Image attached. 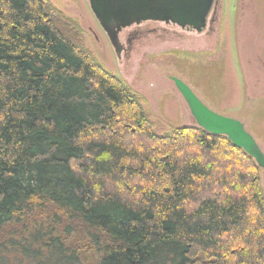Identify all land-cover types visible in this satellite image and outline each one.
<instances>
[{"label": "trees", "instance_id": "trees-1", "mask_svg": "<svg viewBox=\"0 0 264 264\" xmlns=\"http://www.w3.org/2000/svg\"><path fill=\"white\" fill-rule=\"evenodd\" d=\"M0 264H264L261 168L157 132L49 0H0Z\"/></svg>", "mask_w": 264, "mask_h": 264}, {"label": "rangeland", "instance_id": "rangeland-1", "mask_svg": "<svg viewBox=\"0 0 264 264\" xmlns=\"http://www.w3.org/2000/svg\"><path fill=\"white\" fill-rule=\"evenodd\" d=\"M49 1L79 23L97 61L142 98L158 133L194 124L176 77L209 109L240 121L264 154V0H216L201 31L131 24L118 33V57L88 0Z\"/></svg>", "mask_w": 264, "mask_h": 264}, {"label": "water", "instance_id": "water-1", "mask_svg": "<svg viewBox=\"0 0 264 264\" xmlns=\"http://www.w3.org/2000/svg\"><path fill=\"white\" fill-rule=\"evenodd\" d=\"M88 2L118 57L121 50L118 33L122 28L144 20H159L201 31L206 26L207 15L213 9L216 0H88ZM171 80L186 103L194 125L210 134L225 136L233 145L241 148L262 169L264 178V154L245 130L244 125L236 119L209 109L181 79L171 77Z\"/></svg>", "mask_w": 264, "mask_h": 264}]
</instances>
